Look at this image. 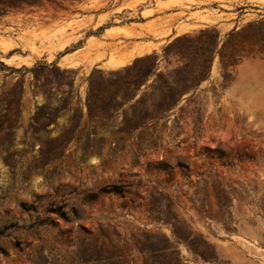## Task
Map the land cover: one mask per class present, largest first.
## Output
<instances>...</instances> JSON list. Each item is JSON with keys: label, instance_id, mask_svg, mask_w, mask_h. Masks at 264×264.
I'll return each mask as SVG.
<instances>
[{"label": "rangeland", "instance_id": "1", "mask_svg": "<svg viewBox=\"0 0 264 264\" xmlns=\"http://www.w3.org/2000/svg\"><path fill=\"white\" fill-rule=\"evenodd\" d=\"M171 5L139 25L155 52L88 38ZM0 8V264H264V0Z\"/></svg>", "mask_w": 264, "mask_h": 264}, {"label": "crops", "instance_id": "2", "mask_svg": "<svg viewBox=\"0 0 264 264\" xmlns=\"http://www.w3.org/2000/svg\"><path fill=\"white\" fill-rule=\"evenodd\" d=\"M163 1H165V0H163ZM209 2L212 3V4H217V2H214V1H209ZM231 4L233 6L237 5V3H235V2H232ZM250 4L254 5L256 7H260L261 6L257 2H250ZM190 7L194 8V5H191ZM211 8H213V7H211ZM124 11H128V10H122L120 13H122ZM141 11L142 10L140 9V13H141ZM192 11H195V9H192ZM178 12H184V14L187 15L188 12H191V11L182 10L177 5H171V6H168V7H165L163 9H161L157 13L145 16L142 19H140L139 21H130L129 23H118V24H105V25H102V27L98 31V33L89 34L88 38L90 36H94L95 38L99 37V39H100V41H102V43H110V44L114 45V47L118 50L116 56L127 57V56H130L132 54V56H133L132 59H133L135 57L142 56V55H137L136 52L140 48L148 46L147 44L149 42H151L153 44H158V47L149 46L150 50L148 52H145L144 54H148L149 52H155L158 48H160L161 42L163 41V40H155L154 41V40H150V39L144 38L143 36L151 38V35L146 33V32H144V30H142V28L139 25L145 24L146 22H148L150 20H153L154 18L163 17V16H167V15H170V14H175V13H178ZM186 15H185V17H186ZM179 20L174 22L170 26V34H173V32H174V30L176 28V25L179 22ZM194 22L195 21H189L187 24H194ZM234 22H235V24L238 23V21L234 19V20H228L226 22L220 23V25L221 24H224V25L233 24ZM201 26L203 28H199V29L207 28L208 26H210V24L204 23ZM115 27H125L127 30L130 31V34H125V32H123V31H117V32H113L112 34L108 35L107 32L110 29H113ZM232 27H229V28H232ZM98 28H100V27H98ZM229 28L226 27V26L225 27L224 26H218V32L220 34L223 31L221 29L228 30ZM167 35L169 36V34H167ZM123 44H127L128 46L126 48H123ZM68 53H63L60 58H62L64 55H67ZM102 56H106V57H104V59H102V63L107 62L108 56H109V51H108L107 48L102 49Z\"/></svg>", "mask_w": 264, "mask_h": 264}, {"label": "trees", "instance_id": "3", "mask_svg": "<svg viewBox=\"0 0 264 264\" xmlns=\"http://www.w3.org/2000/svg\"><path fill=\"white\" fill-rule=\"evenodd\" d=\"M0 10H1V8H0ZM99 29H101V27ZM95 97H96L95 91L93 90V88L91 87V84H90L88 91H87V96L85 98V108H86V113H87L88 117H92L94 115L93 109H95V107H97V109L99 110V114L102 115L104 118L109 116L110 110H116L118 108V105H116V104H115L116 108H113L112 106H108V104L107 105L94 104L93 99ZM139 103H141V98L136 100V103L132 106L131 114H132V116H136L137 119L139 120V124H136V122H135V126H133V127L137 128L138 126H141V125L146 126L147 124L152 125L154 123V120H155V118H153L152 115H154V113H156V111H158L159 108L156 107L154 112H149L148 109L146 107H144V108H142V112L140 114H138V116H137V109H138L137 104H139ZM164 105H166V104H163V106H161V108L164 107ZM46 108H47L46 106L42 105V106H40V108L35 110L32 117L30 118V123L37 124L40 121V119H42V117H44V110ZM144 119H147L148 123L140 124V123H142L140 121H142ZM130 122L131 121L128 118H124L122 120V124H121L122 130L128 129V127H130ZM164 165L166 166V164H164ZM177 165L180 166L182 164L177 163ZM167 166H168V164H167Z\"/></svg>", "mask_w": 264, "mask_h": 264}]
</instances>
